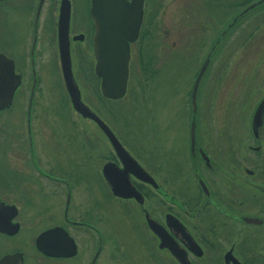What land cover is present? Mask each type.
Wrapping results in <instances>:
<instances>
[{"label": "flooded vegetation", "instance_id": "af4514ba", "mask_svg": "<svg viewBox=\"0 0 264 264\" xmlns=\"http://www.w3.org/2000/svg\"><path fill=\"white\" fill-rule=\"evenodd\" d=\"M216 3H221L215 6L221 27L208 42L206 28L199 37L181 32L178 37L177 33L161 29L163 16L160 15L164 10L160 9V0H142L137 35L127 43L126 91L121 98L111 99L102 93L101 77L95 69L99 29L92 0H0V55L11 60L17 79L10 104L0 110V264H100L102 258L110 264L112 228L105 216L112 200L120 202L123 212L139 217L157 248L167 252L178 264L168 249L159 247L160 239L150 229L146 214L167 230L185 250L191 264H264V109L260 116L257 114L264 95L255 104L237 96L250 95L253 82L237 84L232 122L225 132L218 130L216 119L212 120L216 121L214 126L222 141L216 140L218 145L210 147L201 138V129L208 120V115L202 112V100H207L213 64L242 26L251 27L237 48L253 43L256 33L264 27V14L259 16L264 12V0L235 1L225 21L224 5L220 0ZM188 10L186 18L207 21V8L202 4L191 5ZM65 48L82 102L112 130L152 179L151 182L140 179L137 169H134L136 173L130 171L127 175L141 195L142 203L134 197L123 198L112 193L103 167L110 162L120 168L124 165L96 121L83 117L73 108L63 76L61 54ZM75 54L93 61L87 65L92 66L101 100L106 102L118 101L126 95L133 54L140 58L145 76L150 71L154 78L158 74L166 78L174 70L177 57L182 56L188 67L201 54L203 58L188 91V114L184 112L181 117L187 142L183 152L157 146L152 150L150 162L142 161L136 150L132 152L114 132L111 123L83 99L78 75L84 73L85 66L75 60ZM208 57L193 107V86ZM221 78L222 68L217 70L215 80L211 77V85L215 83L218 89ZM47 86L56 93L55 107L51 109L56 112L58 128L53 130L48 129L51 114L47 109ZM242 110L245 113L240 116ZM80 123L89 125L91 131L81 128ZM96 130L100 135L95 134ZM96 137L105 144L101 145ZM224 151L226 160L223 161L218 156L222 157ZM164 156L167 160L163 164L173 175L185 168L182 158L187 157L191 168L187 172L194 176L198 203L192 201L195 205H188L173 188H165L166 183L158 172L159 159ZM80 182L87 186L89 194L86 201L78 203ZM161 200L167 203L162 214ZM167 215L182 226L176 220L167 221ZM185 229L197 243L200 254L193 250L194 246H189Z\"/></svg>", "mask_w": 264, "mask_h": 264}, {"label": "rangeland", "instance_id": "374dc122", "mask_svg": "<svg viewBox=\"0 0 264 264\" xmlns=\"http://www.w3.org/2000/svg\"><path fill=\"white\" fill-rule=\"evenodd\" d=\"M220 1L224 5V21L233 10L231 7L235 5L234 2H243V0ZM160 2V9L164 10L163 14L160 15V17L163 16L161 29H167L169 33H177L178 37L180 32L186 33L185 35L190 34V36L199 37V33H203L206 28V39L210 42L221 27V20L216 18L215 10V6L221 3H216V0H160ZM196 4L197 6L202 4L207 8L208 18L204 23L199 20L193 21L186 18V13L189 11L188 8ZM263 14L264 12H261L259 16L262 17ZM243 27L231 36L223 48V53L214 62L211 71L212 75L210 74L208 79L207 100H202L204 102L202 112L208 115V120L205 121L206 126L201 129V138L210 147L218 145L216 140L222 141H220L216 131L217 128L214 126L216 121L212 120L216 119L218 130L222 131L224 129V132L232 122L233 98L237 95L235 88L238 83L244 81L253 82L250 95L247 93L237 95L242 100L246 97L245 100H252L251 104H255L264 95V27L259 34L258 32L256 33L257 37L252 41L253 43L242 49V47L237 48L238 42L246 35L251 26L248 28ZM75 55L77 56L75 60L77 62L79 60L81 64L83 62L85 66L84 73L77 74L83 99L111 123L114 132L132 152L136 150L141 155L142 161H153L152 150L157 146L160 148L168 146L172 151L183 152L187 142L185 139L186 128L181 117L184 112L188 114V91L203 58L201 54L194 58L192 57L193 60L190 61L188 67H186V60L184 62L182 56L177 57L174 70L166 78L159 74L154 78L149 73L150 71L145 76L139 64L140 58L133 54L127 93L124 98L110 102L101 100L103 97L98 83L94 82L92 66L87 65L92 64L93 61L90 60V57ZM221 68L222 78L219 80L218 89H216L215 83L211 85V77L215 80L217 70ZM257 69H260V72L259 70L256 73L253 72ZM220 86L221 88L219 89ZM248 95L250 99L247 98ZM46 96L48 113L52 116L54 115V117L49 115L50 125L48 129L53 130L58 128L56 112L51 109L55 107V89L52 90V88L47 86ZM20 99H23V97ZM21 102L22 100H20L19 105ZM66 103H68L67 100ZM244 113L245 111L242 110L240 116L241 114L244 115ZM80 125L86 131H91L90 129H92L84 123H80ZM236 129L238 131V128ZM95 134L100 135L98 130H96ZM96 139L101 145L105 144L104 141L97 137ZM49 149L47 150L49 151ZM50 156L51 154L48 152L47 157L49 160ZM218 158L223 161L226 160L225 151L222 157L218 156ZM164 159L167 160V156L159 159L161 165L158 172L159 177L166 183L165 188H173L178 197L184 198L188 205L192 206L198 203L197 185L194 176L192 172L190 175L187 172V169L190 168L187 157L186 159L182 158V165L185 168L176 175H173V171L163 164ZM148 165L150 164L148 163ZM168 180L170 184H167ZM79 186L76 198L78 203L86 201L89 194L86 185L80 182ZM98 191V189L95 190V194ZM162 203L165 202L161 200L159 208L161 214L167 204ZM120 207V202L112 200L109 212L105 216L110 219L112 228L110 264H178L167 252L160 251L157 248L154 238L145 229L146 227L139 217L123 212ZM100 264H107V260L102 258Z\"/></svg>", "mask_w": 264, "mask_h": 264}, {"label": "water", "instance_id": "95a60500", "mask_svg": "<svg viewBox=\"0 0 264 264\" xmlns=\"http://www.w3.org/2000/svg\"><path fill=\"white\" fill-rule=\"evenodd\" d=\"M141 8L142 0H132L131 3H128L126 0H92V12L99 29L96 42V46L99 45V49L97 50V63L95 69L96 74L101 77L102 93L111 99L121 98L126 91L129 59L127 43L135 39L137 35L141 18ZM231 25L232 23L230 26ZM209 59L208 57L203 62L194 83L192 91L193 107L195 106V93L198 83L208 66ZM61 60L65 86L73 108L83 117L96 121L108 137L119 160L124 165L123 168H120L115 163L110 162L103 167V174L112 193L123 198L134 197L142 203L143 200L141 195L130 182L127 175L130 171L136 173L134 169H137L138 172L136 174L140 179L148 182H151L152 179L122 146L112 130L82 102L79 89L73 78L70 57L66 48L61 54ZM16 84L17 79L15 78L11 60L0 55V110L10 104ZM263 109L264 101H262L258 108L257 114H259V116L263 112ZM204 158L207 160L206 157ZM200 183L202 184V182ZM170 220H176L179 223L177 219L171 215H167V221ZM146 221L150 229L159 237V247L161 249H168L180 264H191L186 256L185 250L179 246L162 225L157 223L148 214H146ZM184 235L189 242V246H194L193 250H196L197 254H200V251L198 252L199 247L197 243L186 229ZM41 245L40 236L37 239V246L40 248Z\"/></svg>", "mask_w": 264, "mask_h": 264}]
</instances>
